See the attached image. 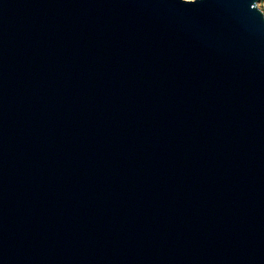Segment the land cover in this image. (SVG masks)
Returning <instances> with one entry per match:
<instances>
[{
  "label": "water",
  "instance_id": "water-1",
  "mask_svg": "<svg viewBox=\"0 0 264 264\" xmlns=\"http://www.w3.org/2000/svg\"><path fill=\"white\" fill-rule=\"evenodd\" d=\"M261 0H0V264H264Z\"/></svg>",
  "mask_w": 264,
  "mask_h": 264
},
{
  "label": "rangeland",
  "instance_id": "rangeland-1",
  "mask_svg": "<svg viewBox=\"0 0 264 264\" xmlns=\"http://www.w3.org/2000/svg\"><path fill=\"white\" fill-rule=\"evenodd\" d=\"M259 8L264 12V0L259 2Z\"/></svg>",
  "mask_w": 264,
  "mask_h": 264
}]
</instances>
